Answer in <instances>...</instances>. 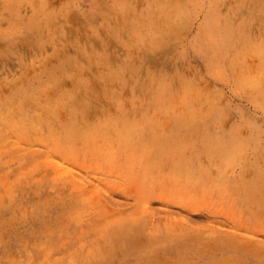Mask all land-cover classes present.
I'll return each mask as SVG.
<instances>
[{
	"label": "rangeland",
	"instance_id": "obj_1",
	"mask_svg": "<svg viewBox=\"0 0 264 264\" xmlns=\"http://www.w3.org/2000/svg\"><path fill=\"white\" fill-rule=\"evenodd\" d=\"M0 264H264V0H0Z\"/></svg>",
	"mask_w": 264,
	"mask_h": 264
},
{
	"label": "bare ground",
	"instance_id": "obj_2",
	"mask_svg": "<svg viewBox=\"0 0 264 264\" xmlns=\"http://www.w3.org/2000/svg\"><path fill=\"white\" fill-rule=\"evenodd\" d=\"M29 1V0H28ZM211 29V28H210ZM210 41V40H209ZM156 106V105H155ZM141 125V124H140ZM135 136V135H134ZM132 137V136H131ZM228 138V137H227ZM238 138V137H237ZM178 141V140H177ZM232 142V141H231ZM261 142V141H260ZM224 143V142H223ZM84 144V143H83ZM134 144V143H133ZM233 144V143H232ZM141 146V145H140ZM65 147V146H64ZM164 150V149H163ZM245 150H247V149H245ZM150 153V152H149ZM168 153V152H167ZM182 153V152H181ZM124 154V153H123ZM163 154H164V152H163ZM147 158V157H146ZM136 160V159H135ZM159 161V160H158ZM178 165V164H177ZM154 166V165H153ZM162 166V165H161ZM201 169V168H200ZM179 170V169H178ZM151 171V170H150ZM156 172V171H155ZM148 179V178H147ZM220 180H222V179H220ZM203 181V180H202ZM150 182V181H149ZM176 185V184H175ZM147 186V185H146ZM187 187V186H186ZM189 188V187H188ZM163 190V189H162ZM187 193H189V192H187Z\"/></svg>",
	"mask_w": 264,
	"mask_h": 264
}]
</instances>
